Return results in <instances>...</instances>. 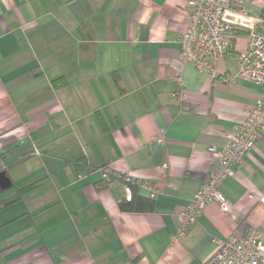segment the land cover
<instances>
[{
	"label": "crops",
	"instance_id": "obj_1",
	"mask_svg": "<svg viewBox=\"0 0 264 264\" xmlns=\"http://www.w3.org/2000/svg\"><path fill=\"white\" fill-rule=\"evenodd\" d=\"M187 13L188 0H0V171L37 182L0 207V264H204L214 239L255 228L264 242V204L248 197L264 193V130L220 184L228 209L209 203L171 241L213 170L207 147H224L264 92L225 81L245 31L215 77L181 61ZM100 167L154 184L153 210H120L124 185Z\"/></svg>",
	"mask_w": 264,
	"mask_h": 264
},
{
	"label": "built area",
	"instance_id": "obj_2",
	"mask_svg": "<svg viewBox=\"0 0 264 264\" xmlns=\"http://www.w3.org/2000/svg\"><path fill=\"white\" fill-rule=\"evenodd\" d=\"M249 1L188 0L187 27L181 38L180 59L215 77L216 62L234 49L236 33L245 31L247 46L236 56L235 75L225 81H251L261 85L264 91V34L258 32L264 25V6L261 13L255 15L247 7ZM173 95L179 102L186 101V92L181 86ZM189 108L185 106V110ZM263 130L264 92L257 98L244 121L227 133L228 140L224 147H207L214 161L213 170L188 205L180 211L177 229L171 237L172 243L178 241L188 227L198 220L209 203L216 202L221 209H228L227 201L220 192V184L233 174V166L242 162ZM158 141L162 143L163 139L159 138ZM98 171L102 178L112 176L120 179L124 183L127 200L132 194L130 185L145 190L150 199H154L158 193L154 184L145 180L135 183L129 173L110 172L107 167H100ZM248 197L264 204V193H249ZM214 242L216 248L204 264H264V242L255 228H250L243 238L229 236L214 239Z\"/></svg>",
	"mask_w": 264,
	"mask_h": 264
},
{
	"label": "trees",
	"instance_id": "obj_3",
	"mask_svg": "<svg viewBox=\"0 0 264 264\" xmlns=\"http://www.w3.org/2000/svg\"><path fill=\"white\" fill-rule=\"evenodd\" d=\"M110 177L115 178L112 176ZM107 178H104V179H107ZM36 185H37V182H33L29 185H26L20 188H16L14 185H12L8 189L2 191V193L4 192V194H2L1 196L0 207L19 200L23 194L28 192L30 189L34 188ZM130 186L132 188V194L129 200H127L125 196H117L118 206L120 210L126 211V212H140V211L141 212H151L154 208L153 199H150L148 196L143 197L140 194H138L137 186L135 185H130Z\"/></svg>",
	"mask_w": 264,
	"mask_h": 264
},
{
	"label": "water",
	"instance_id": "obj_4",
	"mask_svg": "<svg viewBox=\"0 0 264 264\" xmlns=\"http://www.w3.org/2000/svg\"><path fill=\"white\" fill-rule=\"evenodd\" d=\"M11 186L10 179L6 176L4 171H0V189H6Z\"/></svg>",
	"mask_w": 264,
	"mask_h": 264
},
{
	"label": "rangeland",
	"instance_id": "obj_5",
	"mask_svg": "<svg viewBox=\"0 0 264 264\" xmlns=\"http://www.w3.org/2000/svg\"><path fill=\"white\" fill-rule=\"evenodd\" d=\"M258 32L264 34V25H262V27H260V28L258 29ZM239 33H240V32H239ZM242 34H243V35H241V37H244V35H245V37H246V39H247V34H244V33H242Z\"/></svg>",
	"mask_w": 264,
	"mask_h": 264
}]
</instances>
